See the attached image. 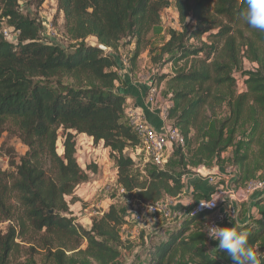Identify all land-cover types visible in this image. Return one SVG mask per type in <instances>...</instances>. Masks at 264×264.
<instances>
[{"label": "trees", "instance_id": "16d2710c", "mask_svg": "<svg viewBox=\"0 0 264 264\" xmlns=\"http://www.w3.org/2000/svg\"><path fill=\"white\" fill-rule=\"evenodd\" d=\"M172 3L181 23L192 16L196 26L187 34L171 30L170 40L150 53H157L152 64L159 69L168 64L174 67L173 75L162 77L168 79L172 94L169 120L187 144L194 140L193 132L199 142L191 156L182 154L183 148L174 151L179 166L204 165L211 170L214 161L222 162V154L234 147L239 184L264 171V62L254 72H242L243 56L251 62L264 61V32L239 18L245 4L237 7L235 0H56L65 29L77 42L74 50L67 51L42 39L41 24L20 12L18 0H0V139L6 123L12 121L28 148L19 164L11 162L12 171L0 169V225L9 224L6 232L0 230V264H13L22 250L35 253L37 248L50 264L118 261L116 246L126 224L123 208L111 205L92 219L89 230L71 217L67 198L75 203L77 188L89 180L76 159L79 135L110 150L118 169L117 185L136 202L151 204L164 196L182 195V172L153 170L145 180L133 172L136 163L126 150L141 143L126 123L127 95L116 87L121 80V47L135 43L131 60L135 68L142 49L150 47L149 36L160 25L162 12ZM4 25L18 34L15 42L4 37ZM205 35L206 43L190 44ZM90 38L112 52L90 46ZM235 73L247 77L243 93L238 92ZM64 80L68 83L63 84ZM60 131L63 155L57 151ZM244 145L248 147L241 153ZM252 145L260 148L261 163L256 166L247 152ZM255 207L256 216L240 224L229 221L224 227L246 231L264 264V255L258 253L264 248V199ZM206 216H186L168 229L165 238L157 235L161 241L148 250L149 264H234L218 247L206 253ZM84 242L87 246L82 249ZM31 257L26 264H35Z\"/></svg>", "mask_w": 264, "mask_h": 264}, {"label": "rangeland", "instance_id": "374dc122", "mask_svg": "<svg viewBox=\"0 0 264 264\" xmlns=\"http://www.w3.org/2000/svg\"><path fill=\"white\" fill-rule=\"evenodd\" d=\"M20 12L27 17L28 19L41 24L42 26V39L48 42H54L62 46L67 51H72L77 45V42L73 41L65 29V20L63 14L57 11L56 0H18ZM46 23V24H45ZM196 26L195 19L192 16H189L185 23H181L180 15L175 3H172L170 8L162 12L161 23L157 26L149 36L150 47L147 49H142L139 58V65H145L146 70L153 72L154 70V80L156 85L160 89V84H163V89L160 90V98L165 103L166 101L172 100V94L168 91L167 81L168 79H163L164 76H171L174 74V67L171 64L164 66L161 70L157 66L153 69L152 67V57L157 55H151L150 50L154 48H159L165 45L171 38L170 31H176L177 33H188ZM6 27V26H4ZM50 29L53 30V34L49 33ZM208 41V35L203 36L201 39L193 38L190 41L191 45H201ZM89 44L91 42H97L95 39L90 38L88 40ZM123 46V45H122ZM136 50L135 43L128 46H123L120 49V57L122 61L129 62L131 64L130 71L133 72L134 67L132 66L131 60ZM112 52L111 50L108 52ZM107 54V53H106ZM146 55V56H145ZM138 58V59H139ZM138 62V60H137ZM262 63L251 62L248 57L243 56L242 58V72H254L262 67ZM264 65V64H263ZM155 66V65H154ZM133 67V68H132ZM150 68V69H149ZM149 69V70H148ZM145 70V71H146ZM146 71V72H147ZM148 73V72H147ZM235 76L238 80V92L243 93L246 91L245 81L247 77H242L241 73H235ZM150 77V76H149ZM150 79V78H149ZM68 81L64 80L63 84H67ZM149 92V90H148ZM225 108V107H224ZM225 112L227 109L225 108ZM224 111L222 110L221 115ZM127 123V122H126ZM6 131L2 134L0 139V169L6 171H12L11 162L16 164L20 163L21 158L26 154L28 148L22 144L19 139V129L16 124L12 121H9L5 125ZM195 132L192 133L193 141L189 142L185 148L181 151L182 154L191 156V152H196V149L199 147V142H197ZM63 133L59 132V139L57 142V151L60 155H63ZM238 140V139H237ZM77 153L76 159L78 164L83 170L89 175V180L87 183L79 186L75 192L74 201L73 198H67V201L70 203L71 217L75 220V224L81 226L85 230L90 229V221L96 217L101 216L104 210H107L111 205H116L119 208H123L125 213L126 224L129 228H133L132 218L137 211L136 206L137 202L133 199L132 194H123L120 193V189L116 183V164L110 158V150L106 151L103 145L95 146L93 141L91 142L88 139V136H77ZM247 145H244L242 148L245 151ZM235 150L236 148L231 147L226 152L222 154V162L218 160L214 161L215 171H223L230 166L239 168L235 162ZM260 148L256 145H252L247 151L251 156L253 166L261 163ZM178 149L175 151L177 153ZM176 153L169 157L167 160V165L163 169H170L175 171V173H183V183L185 185V190L189 187L188 182L192 179H198L201 173L210 172L213 170H208L206 166L200 165L192 167L191 165L179 166L180 158L176 156ZM131 155L130 153H127ZM137 158L134 161L136 163L133 172L138 175L142 180L147 179L148 173L153 170H163L157 166H154L148 159L147 152L142 146L138 148L135 152ZM242 155V154H240ZM88 167L95 168L88 170ZM255 179H264V171H259ZM252 180V179H251ZM254 180V179H253ZM183 190V195L180 198H172L169 196H164L161 201H168L174 211L182 213L184 216L190 213L192 208L196 206L199 202L204 200H196L195 198L189 199L190 193L188 190ZM189 199L188 201L184 199ZM209 199V198H207ZM206 200V199H205ZM185 201V203H184ZM199 201V202H198ZM188 202V203H187ZM256 202L254 201L253 205L250 202L243 204H234V214L231 215V219L235 221L242 220L243 218H252L256 216L258 209L254 206ZM180 209H179V208ZM256 209H255V208ZM177 208L179 210H177ZM95 213H97L95 215ZM130 222V223H129ZM208 219L205 220V226H207ZM9 224H1L0 230L6 232ZM171 227L169 223L162 218L161 215L157 216H146L144 218L143 224L138 227L140 231L136 236L130 235L129 233L121 234V243L116 246L117 250L120 253V257L117 262L113 264H149L150 262V253L149 249H152L153 246L160 244L161 238H165L168 234V229ZM128 228V229H129ZM122 231V229H121ZM162 234V237L159 238L157 235ZM166 234V235H165ZM154 239V240H153ZM154 242V243H153ZM87 246L86 242L83 243L82 249H85ZM218 247V241L211 243H206V253H213ZM35 253L32 251L22 250L14 260L13 264H26L28 258L31 257L34 260L35 264H50L51 262L45 261L44 252L41 249H38ZM259 254L264 255V248L259 249ZM70 257L72 254L67 253ZM91 264H94L91 262Z\"/></svg>", "mask_w": 264, "mask_h": 264}, {"label": "built area", "instance_id": "2783aa9c", "mask_svg": "<svg viewBox=\"0 0 264 264\" xmlns=\"http://www.w3.org/2000/svg\"><path fill=\"white\" fill-rule=\"evenodd\" d=\"M4 26L2 30L4 37L8 41L15 42L18 34H14L11 28ZM49 31V33L53 34L52 29ZM124 64L127 70L131 69V64H129V62H125ZM158 88L154 79H152L149 82V93L146 101L149 110L160 115L163 122L162 129H155L147 121L142 110L128 108L125 111V115L128 126L140 140V146L146 150L149 161L154 166L163 169L168 158L176 149L185 148L187 146V139L179 129L174 127L173 122L169 120V112L173 104L171 101L163 102L160 98V89ZM239 174V169L233 166L220 172L210 171L201 173L200 177L204 178L209 185L214 188L213 192L209 196V199L199 202L192 208L190 213L187 215L185 214V216L180 212L174 211L168 201L160 200L157 203L151 204L137 202V211L132 218L133 228L124 225L121 231L122 236H124V234L126 235V233H129V236H136L140 232L138 231V227L143 224L146 216L161 215L169 225L174 226L186 216L207 214L206 240L207 243L216 241L207 235V230L210 225L224 227L227 222L232 220L235 221L230 217L235 212L233 206L236 203L241 205L251 202L255 196H258L257 201L264 199V179H254L244 184H239L237 182ZM120 193L125 194V191L121 189ZM201 203H212V206L209 207Z\"/></svg>", "mask_w": 264, "mask_h": 264}, {"label": "crops", "instance_id": "0c3cea01", "mask_svg": "<svg viewBox=\"0 0 264 264\" xmlns=\"http://www.w3.org/2000/svg\"><path fill=\"white\" fill-rule=\"evenodd\" d=\"M140 60L141 59L139 58L138 62H136L133 72H131L132 69H131V71L126 69L124 61H122V60L119 61L118 74H119L121 80L116 84V87H117L119 92L127 95L126 110L128 108L142 110L143 113L146 116L147 121L155 129L160 130L163 127L162 119H161V117H160V115L158 113L151 112L149 110L148 104H147V101H146L148 93H149L148 92V90H149V82L152 79H154V70H153V72H149V71L146 70V66L145 65H141L140 66L139 65L140 64L139 63ZM152 67L154 69L156 67V65L154 66V64H153ZM156 82H155V84H156ZM162 89H163V84H160V90H162ZM81 136L86 137L85 135H81ZM88 139L91 142L93 141L92 138L88 137ZM105 150L109 151V149H105ZM136 150H138V148H130V149L126 150V155L129 156L133 161H136L135 159L137 158V156L135 154ZM127 153H130L131 155H128ZM211 170L215 171V168L213 167ZM117 174H118V169L116 167V179L118 177ZM198 177H199L198 179H192V180H190L188 182V184H189L188 186L189 187L186 189L190 193V197H188V198L191 199V197H192L193 199L195 198L196 200H200V199L201 200H205V199L209 198V196L213 192L214 188L212 186H210L209 183L204 178H201L200 176H198ZM116 183H117V180H116ZM120 191H121V188H120ZM182 195H180L177 198L182 197ZM189 199L185 198L184 200L188 201ZM257 200H258V196L253 197V200L250 202V204L253 205L254 201L257 202ZM184 203H185V201H184ZM178 208H177V210L180 209V208L179 209ZM108 209L104 210V211H108ZM96 214L97 213H95V215ZM248 218H249V216H248ZM248 218H243L242 220H239L238 223L239 224L243 223V222L247 221ZM91 226H92V220L90 221V228H91Z\"/></svg>", "mask_w": 264, "mask_h": 264}, {"label": "clouds", "instance_id": "9594fccd", "mask_svg": "<svg viewBox=\"0 0 264 264\" xmlns=\"http://www.w3.org/2000/svg\"><path fill=\"white\" fill-rule=\"evenodd\" d=\"M236 6L245 4L239 18L251 29L264 32V0H235ZM212 206V203H201ZM233 221V220H232ZM207 235L218 241V248L225 250L234 264H262L257 256V250L248 241V233L237 227H220L210 225Z\"/></svg>", "mask_w": 264, "mask_h": 264}, {"label": "water", "instance_id": "95a60500", "mask_svg": "<svg viewBox=\"0 0 264 264\" xmlns=\"http://www.w3.org/2000/svg\"><path fill=\"white\" fill-rule=\"evenodd\" d=\"M90 46H92V47H94V48H97V49H99L100 51H102V52H104V53H108L109 51H110V49L107 47V46H105V45H103V44H100V43H98V42H91L90 43ZM53 212V211H52ZM51 212V213H52Z\"/></svg>", "mask_w": 264, "mask_h": 264}]
</instances>
